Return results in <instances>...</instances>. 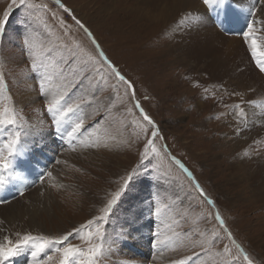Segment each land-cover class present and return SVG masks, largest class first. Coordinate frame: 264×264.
<instances>
[{
	"label": "rangeland",
	"instance_id": "1",
	"mask_svg": "<svg viewBox=\"0 0 264 264\" xmlns=\"http://www.w3.org/2000/svg\"><path fill=\"white\" fill-rule=\"evenodd\" d=\"M136 2L27 0L21 6L19 0L16 5L0 0V20L5 21L0 29V113L7 110L16 120L0 127V154L8 156L6 140L17 133L20 138L16 154L9 157L12 175L0 204L29 192L31 201L6 215L11 220L28 210L38 199L32 198L34 191L46 184L52 190L51 208L47 212L40 205L37 215L44 230L28 228L23 235L58 240L71 233L66 242L35 258L29 246L5 264H59L56 248L67 244L82 249L85 260L89 247H98L96 264H264V199L252 196L246 182L234 184L246 175L236 171L230 176L227 168L240 159L219 155L231 152L237 118L247 122L256 106L225 92L202 70L203 63L194 66L183 50V44L196 47L201 41L212 48L213 37L219 36L245 40L248 24L253 32L261 23L254 18L259 5L176 0V14L168 19L165 11L139 9ZM248 45L240 61L263 89L247 99L255 103L264 97V72ZM61 93H67L65 106L80 107L58 128L47 105ZM261 105L258 111L264 112ZM81 121L69 140L67 132ZM86 142L94 146L89 155L80 154L77 150L89 149ZM53 169L64 183L52 176ZM129 175L105 217L104 207ZM67 191L73 200L64 195ZM9 238L15 243L18 237Z\"/></svg>",
	"mask_w": 264,
	"mask_h": 264
},
{
	"label": "bare ground",
	"instance_id": "2",
	"mask_svg": "<svg viewBox=\"0 0 264 264\" xmlns=\"http://www.w3.org/2000/svg\"><path fill=\"white\" fill-rule=\"evenodd\" d=\"M240 2H241L240 6L243 8L244 5L250 6L251 8L256 3H258L259 7L257 13L254 15V18L257 20V22L261 20V23L260 24L258 23L259 26L257 27V30H254L252 33H255L254 35L264 38V0H240ZM136 3L141 5L138 6L139 9L144 7L145 10V6H147L150 9L165 11L166 13H168L167 14V18L169 17L168 19L173 18V16L176 14V12H174L175 10L174 4L176 3V0H137ZM167 4L168 6L165 7V5ZM219 37L221 38L220 40L216 37H213L216 40V44L212 48H207L208 45L207 46L205 45L206 41H201L200 44L197 45L196 47H191L183 44L184 45L183 50L186 54V57H190V59H192V61L195 62L194 66H201V64L203 63L202 70L205 73H208L210 77H213L212 79L218 80V82L224 86L225 92L233 94L234 97L241 98V100L245 103V105L252 104L253 106H256L250 112V116L247 119H245L247 122H244L243 116H239L238 118L237 116L235 117L237 118L236 129H234L231 133V135L234 136L233 142L231 140L232 142L231 152L226 153L224 150H222V152H220L219 155H222V157H224L223 159H226V157L228 156H230L231 158L240 159L239 161H237V163L235 162L236 164L233 163L235 166H230L229 168H227V170H230L231 172L230 176H235L234 174L236 173V171H241L246 175L245 179H242L243 181L238 180V182H234V184L236 186H241L246 182L249 185L250 191L254 192V195L252 196L257 197L258 200H262L264 199V112H260V110L258 111V109H260L259 107H262L261 104L264 105V97H262L263 99H260L261 98L260 97L255 103H249L250 101L247 102V99L252 97L254 94H261L263 92V89H261L262 87L259 86L260 84L258 83V80L255 79L254 75L253 77H248L246 70H243V67L241 66V61H240L241 54L243 55V51L245 49L244 46H246V44H249V41L246 39L245 41L244 39H239L234 37H224V36H219ZM257 43L261 47V50L264 51V41L262 39H257ZM199 49H203V50L199 51ZM192 77L193 76H191L190 78ZM255 84H257L256 85L257 87L255 86ZM257 104H260V106ZM219 126H221V124ZM68 138L70 140L72 137H68ZM84 145L87 146L86 148L89 149H87L86 152L85 150L84 151L77 150L80 154L81 153L86 154L88 152H91V148L94 146L92 142H86L84 143ZM74 173L75 172L71 171L72 174L71 176H73ZM52 176L55 179L61 181L57 169L56 170L53 169ZM61 182L64 183L63 181ZM228 183H230V181ZM8 187L9 185L7 184L3 189H0V194L1 192L3 194L4 192L8 193L7 191ZM35 188L31 189V191L34 190ZM28 193L29 192H26L23 196H21L16 200L12 198L6 201L5 204H0V222L3 223V226L0 227V241H3L5 236L17 237V233H19L21 236L29 230L28 228H32L36 230H44V225L41 223V221H39L37 215L38 213H40L39 212V209L41 208L40 205H44V209L47 212L50 211L48 210V208L49 209L51 208L49 200L52 198L51 196L52 190L46 184L41 183L39 188L34 191L32 196L35 195L36 193L37 195L32 198H38V199L32 201V205H30L28 210L21 211L19 215H17L15 218L13 217L14 220L13 218H11L10 220L6 217V215L8 216V214L14 208L19 206L20 203H22L23 201L26 200L28 202L31 201L30 199L31 196H27ZM71 194L72 193H70L69 191L64 192L65 196L66 195L69 196L68 199L73 200V196H71ZM5 219L8 220L5 221Z\"/></svg>",
	"mask_w": 264,
	"mask_h": 264
},
{
	"label": "snow or ice",
	"instance_id": "3",
	"mask_svg": "<svg viewBox=\"0 0 264 264\" xmlns=\"http://www.w3.org/2000/svg\"><path fill=\"white\" fill-rule=\"evenodd\" d=\"M59 2V0H57ZM223 2V0H221ZM12 5H16L17 0H11ZM203 3L207 5L215 4L216 0H203ZM27 4V0H19V5L23 6ZM226 6V5H225ZM5 17L7 16V12H5ZM4 20H0V29H2ZM79 23V22H78ZM83 27V25H81ZM252 29L253 25L250 23L248 24V31L244 32L243 35L246 40L249 41V49L251 51V55L253 59H255L257 65L259 66V70L261 72H264V59H261V57H264V51L261 50V47L258 45L257 40L252 38ZM91 35V33H89ZM100 56L103 57L107 61V57L104 55V53L101 51ZM109 66L112 67L113 71L115 72L116 76L121 80L125 81V77L121 75V73L116 69L115 65L112 64L111 61H107ZM33 69H37L38 65L35 61H33L32 64ZM128 86L132 87V84L130 81H127ZM67 93H61L58 97H54L47 105L48 111L53 114L55 117V123L58 128H60L64 123H67V120L65 119L70 113H73L77 109H79V104H65L63 101L65 100ZM138 106V105H137ZM143 111V109H141ZM243 111V110H241ZM144 119L148 121L149 124H152L153 122L151 119L145 115ZM16 120L13 115L7 114V110H5L4 113H0V127L4 125H12L15 124ZM83 126V122L76 123L74 127H72V130L67 132L68 137H72L74 133H76L81 127ZM153 136H156V132L153 131ZM20 142L19 133L15 135L14 138H10L4 142V147L7 149L8 156H3L0 154V189H3L5 185L9 183V177L12 175V173L9 171L12 168V161L9 159V157H12L17 152V145ZM152 142H148V147H151ZM155 151V149H153ZM3 152V149H0V153ZM179 163V161H177ZM181 168L185 172H188L187 168H184V166L181 164ZM7 173V175H6ZM188 175L191 176V173L188 172ZM131 179V175L127 179H125L123 186L112 195V198L107 202L106 206L103 209V212L106 215L112 210L113 205L116 204V201L120 198L121 193L124 191V189L128 185V181ZM196 187L199 189L201 194L203 195V189L200 188V186L197 184ZM210 204L214 203L213 201H208ZM105 217H101V219H104ZM216 219L220 221L221 225H223L224 221L220 217L219 213L216 215ZM92 222L89 221V224ZM97 233L99 234V229L97 230ZM71 235V233H68L67 235L61 237L58 240L50 239L48 237L44 236H33L31 234H25L22 237L19 233H17V240L15 243L13 241L5 236L3 241H0V264H5V262L11 258L15 257L17 255H20L21 252L24 251L25 248L31 246L33 249L32 256L35 258L39 253L44 252L46 248L50 249V246L61 244L62 241L66 242L68 240V237ZM229 235H231L229 233ZM92 233H88V237L91 238ZM57 252L61 253V259L59 264H96V257L100 253V249L94 245H91L88 249V259H81L83 252L82 249H80L78 246L73 244H67L66 247L63 248H56ZM48 260H51L52 257L48 256ZM245 259H247V256H245ZM180 264H183V261L180 262ZM249 264H252L251 261H249Z\"/></svg>",
	"mask_w": 264,
	"mask_h": 264
}]
</instances>
